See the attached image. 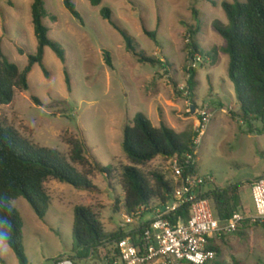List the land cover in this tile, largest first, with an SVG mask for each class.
Segmentation results:
<instances>
[{
    "label": "rangeland",
    "instance_id": "374dc122",
    "mask_svg": "<svg viewBox=\"0 0 264 264\" xmlns=\"http://www.w3.org/2000/svg\"><path fill=\"white\" fill-rule=\"evenodd\" d=\"M43 1L49 14L56 17V21L46 19L44 23L50 29V38L65 50L66 63L47 48L44 64L49 77L40 65H35L28 78L30 90H15L13 102L1 108L2 120L35 148L62 154L93 189L79 190L49 180L45 187L51 205L44 220L24 197L11 202L23 221L28 264H56L61 255H74L77 206L90 208L107 234L132 229L121 227L125 211L122 173L131 165L123 151L125 128L143 113L156 127L165 124L176 134L196 132V116L189 106L193 103L184 93L188 70L194 64L197 87L193 101L196 108L208 106L213 113L197 154L199 174L214 181V186L205 190L264 177V133H248L241 119L228 72L229 56L222 51L226 42L213 27L214 22L228 24L221 5L233 0H102L98 7L89 0H73L83 24L71 15L63 0ZM32 4L33 0H0V55L21 70L38 47ZM103 8L112 11V19L132 37L139 53L168 60L169 67L139 63L127 51L123 36L101 16ZM195 9L199 14L194 20ZM197 26L201 29L196 40L202 56L192 57L184 33ZM145 29L157 34L158 44L145 34ZM106 52L110 53L113 68L107 64ZM205 55L215 56L217 62ZM199 57L201 61L196 62ZM33 97L39 98L42 106ZM253 126L257 131L264 128L260 120ZM78 141L85 145L84 165L71 160L72 143ZM139 168L148 178L158 171L173 182L168 160L157 159ZM244 198L255 212L250 192ZM117 203L119 212L115 210ZM219 246L221 262L264 264V228L255 223L242 225L238 232L223 237ZM0 255L7 264H21L7 244H0ZM77 264L106 263L90 259Z\"/></svg>",
    "mask_w": 264,
    "mask_h": 264
},
{
    "label": "trees",
    "instance_id": "16d2710c",
    "mask_svg": "<svg viewBox=\"0 0 264 264\" xmlns=\"http://www.w3.org/2000/svg\"><path fill=\"white\" fill-rule=\"evenodd\" d=\"M89 1L94 7L102 4V0ZM63 3L71 15L83 24L84 20L73 0H63ZM212 3L216 6L215 2ZM221 6L228 24L214 22L213 27L226 42V47L222 51L229 56L228 72L235 86L236 97L241 108V119L248 126V133L262 134L264 128L262 131L255 130L253 122L260 120L264 124V0L224 1ZM31 11L38 47L36 53L29 56L28 65L21 70L7 57L0 55V244L9 245L21 264H28L24 253L23 221L20 214L11 206V202L24 197L37 215L44 220L51 205L50 196L45 187L49 180L69 184L79 190L93 189L90 181L77 173L58 151L35 148L29 142L22 140L15 130L6 127L3 123L1 108L13 102L15 90H30L28 78L34 66L40 65L46 77H49V71L44 64L47 48L66 63L65 50L50 38V29L44 23L46 19L56 21V17L49 14L43 0H33ZM198 14L199 12L195 9L194 20ZM101 16L123 36L127 51L134 54L139 63L169 67L168 60L162 61L157 56L147 57L139 53L132 37L112 19V11L109 8H103ZM200 31V27L197 26L184 33L185 39L188 40L187 49L192 57L202 56L196 40ZM144 32L157 44L159 43L155 32H149L147 29ZM205 58L217 62L215 56L205 55ZM106 61L108 66L113 68L109 52H106ZM188 74L189 98L196 108L193 98L197 87V69L190 66ZM66 82L71 91V78L67 71ZM33 100L38 106H42L39 98L33 97ZM196 138V132L176 134L165 124L156 127L145 114L138 113L132 123L125 128L123 151L131 165L124 167L122 173L121 186L125 192L123 210L131 213L139 205L149 204L152 200H160L163 203L170 201L175 184L158 171L153 172L148 178L139 167L146 166L157 159L170 161L175 157H184L193 150ZM72 145L71 160L80 165L86 164L84 143L78 141ZM100 170L105 172L104 168ZM191 171L199 174L197 165ZM208 186H214V181L208 182ZM252 186L253 182L248 181L227 188L209 189L206 196L211 202L215 218L224 224L235 213L246 212L243 208V198L246 192L252 193ZM118 204L115 206L117 212L120 210ZM178 215L185 220L189 218L188 210ZM249 223L250 221H246L242 225ZM255 225L264 228V222H258ZM139 231L140 228H136L131 233L132 236L137 238ZM124 236L126 232L123 230L112 234L105 233L99 217L90 208L77 206L73 225L74 255L70 258L76 264L78 261L89 258L114 264L120 257L116 244ZM220 240L210 239L208 247L217 253L212 264H226L218 260L221 254ZM0 262L7 264L1 255Z\"/></svg>",
    "mask_w": 264,
    "mask_h": 264
},
{
    "label": "built area",
    "instance_id": "2783aa9c",
    "mask_svg": "<svg viewBox=\"0 0 264 264\" xmlns=\"http://www.w3.org/2000/svg\"><path fill=\"white\" fill-rule=\"evenodd\" d=\"M200 61L199 57L196 62ZM184 91L189 97L188 89ZM189 106L196 115L197 138L190 153L169 161L175 184L172 199L166 203L152 200L149 204L139 205L131 213L122 212L121 227L132 229L116 244L120 257L114 264H212L217 253L208 247L210 239L220 240L234 234L246 221L264 222V177L253 182V214L237 212L224 224L215 218L205 190L213 179L191 171L197 165L198 148L213 113L208 106ZM184 210L189 213L187 220L178 215ZM148 215L152 218L146 219ZM136 228H140V233L134 238L131 233ZM58 264L75 263L64 257Z\"/></svg>",
    "mask_w": 264,
    "mask_h": 264
},
{
    "label": "crops",
    "instance_id": "0c3cea01",
    "mask_svg": "<svg viewBox=\"0 0 264 264\" xmlns=\"http://www.w3.org/2000/svg\"><path fill=\"white\" fill-rule=\"evenodd\" d=\"M193 114H194V116H196L195 115V112L193 111ZM196 118V117H195ZM197 120V119H196ZM197 123V122H196ZM256 179H253V180H251L252 182H254ZM250 195H251V197H252V193H251V191H250ZM243 208L246 210V212L248 213V214H253L254 213V208H252V206L250 205V203H249V201H248V199H247V201L245 200V198H243ZM70 254L68 255V254H65V255H61L60 256V258L58 259V261L61 259V258H64V257H69L70 258ZM91 258H89V259H87V260H84V261H88V260H90ZM58 261L56 262V264H58Z\"/></svg>",
    "mask_w": 264,
    "mask_h": 264
},
{
    "label": "water",
    "instance_id": "95a60500",
    "mask_svg": "<svg viewBox=\"0 0 264 264\" xmlns=\"http://www.w3.org/2000/svg\"><path fill=\"white\" fill-rule=\"evenodd\" d=\"M194 109V108H193Z\"/></svg>",
    "mask_w": 264,
    "mask_h": 264
}]
</instances>
